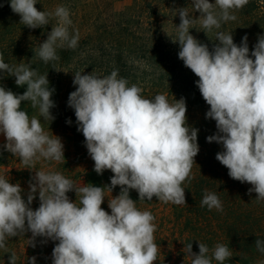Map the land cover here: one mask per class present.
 I'll use <instances>...</instances> for the list:
<instances>
[{"label":"clouds","instance_id":"clouds-1","mask_svg":"<svg viewBox=\"0 0 264 264\" xmlns=\"http://www.w3.org/2000/svg\"><path fill=\"white\" fill-rule=\"evenodd\" d=\"M37 3L10 0L9 6L20 16L19 23L29 29L42 28L50 24V18L56 19L35 51L47 64L59 60L58 48L76 49L79 32L70 33L72 20L66 6L45 12L35 7ZM248 3L191 0V13L188 7L175 8L180 23L171 41L179 44L178 58L198 77L196 86L210 106L206 118L215 121L217 132L206 140L223 149L216 160L228 169L230 178L250 184L248 194L256 193L260 202L264 201V35L250 52L247 35L237 45L232 33L217 31L218 43L210 50L190 34L197 22L205 33L221 29L222 24L235 21L234 12ZM4 76L15 77V84L26 85V91L16 94L0 86V135L6 141L2 149L19 157L24 169L34 175L28 182L26 200L19 183L0 176V249L7 252L10 238L30 232L28 246L33 248L37 237L44 238L41 243L58 242L52 250V264H155L160 251L155 243V217L137 207L130 190L138 193L141 202L155 197L163 203L186 204L182 185L190 179L199 145L198 129L187 124L185 99L170 103L164 94L147 99L141 87L129 86L118 70L103 77L94 71L74 72L75 91L67 103L74 109L77 131L83 134L94 171L98 175L105 170L113 173L110 185L77 186L60 172L34 170L41 159L65 160L61 139L50 137L40 119L30 117L21 107L22 102H30L44 120L55 119L50 111L56 106L51 99L55 89L49 87L47 73L40 75L23 63L10 65L0 53V79ZM66 122L71 124V120ZM117 186L119 194L108 199L109 213L101 207L105 187L112 193ZM72 191L75 201L67 195ZM37 194L39 207L34 210L31 205ZM204 206L223 211L219 197L207 190L201 200ZM184 245L191 264H224L233 257L225 244L210 250L199 242L198 254L192 251L191 242ZM255 247L264 254V240L256 239ZM17 260V254L11 252L9 264H17ZM27 264H36V257H28Z\"/></svg>","mask_w":264,"mask_h":264},{"label":"trees","instance_id":"trees-1","mask_svg":"<svg viewBox=\"0 0 264 264\" xmlns=\"http://www.w3.org/2000/svg\"><path fill=\"white\" fill-rule=\"evenodd\" d=\"M214 3L215 0H210ZM10 0H0V53L10 65L27 64L40 75L47 73L49 87L55 91L51 99L55 107L50 111L55 119L51 122L39 116L30 102H22V109L29 116H37L44 131L52 138L59 137L64 145L65 160L60 162L37 161L34 170L56 171L72 180L77 186L91 183L94 186L110 185L113 173L105 170L102 175L94 171V161L87 152L83 134L77 131L74 109L68 106V97L75 86L74 72L109 75L118 70L119 77L126 78L129 86L141 87L142 95L153 99L164 94L170 103L184 98L187 107V124L198 129L199 153L194 158L189 180L185 188L186 204L163 203L153 197L151 201H139L138 193L130 190V197L137 200V207L150 211L157 230L155 243L160 251L155 264H191V257L184 253V244L191 242L192 251L199 253V242L211 250L216 244L227 245L233 257L224 264H261L264 254L258 252L255 240H264V201L256 200V193L248 194L250 184L233 180L228 169L216 160L222 145L208 143L206 138L217 132L214 120L206 118L209 105L202 98L196 81L198 77L186 68L178 58L179 44L171 38L176 36V25L180 23L175 8L188 7L191 13V0H38L35 7L40 11L54 12L63 5L70 10L72 25L70 33L78 30L79 41L76 49H57L59 60L44 63L35 51L47 39L55 18L50 24L37 29H29L20 22V16L12 12ZM235 21L222 24L221 29L203 32L199 22L190 29V34L211 50L217 31L232 33L234 42L239 45L247 35L249 50L253 49L258 37L264 35V0H249V3L234 12ZM199 17V13H194ZM55 68V69H53ZM58 70V71H57ZM0 86L16 94H23L25 86H17L15 77L4 76ZM71 120V124L66 121ZM0 143V176L10 183H19L27 199L28 182L34 171L24 169L19 157L3 151ZM205 190L215 193L222 202L223 211L201 207ZM120 192V186L112 193L105 187L106 198L101 207L110 213L108 199ZM76 200L74 191L67 194ZM77 199V203H78ZM31 207H39V198ZM31 233L10 238L7 252L0 249V264H9L11 252L18 256L17 264H27L28 257L35 256L36 264H52V250L56 243L48 240L41 243L36 238V247L28 246ZM218 264V262H213Z\"/></svg>","mask_w":264,"mask_h":264},{"label":"rangeland","instance_id":"rangeland-1","mask_svg":"<svg viewBox=\"0 0 264 264\" xmlns=\"http://www.w3.org/2000/svg\"><path fill=\"white\" fill-rule=\"evenodd\" d=\"M6 142L4 137L2 135H0V143Z\"/></svg>","mask_w":264,"mask_h":264}]
</instances>
